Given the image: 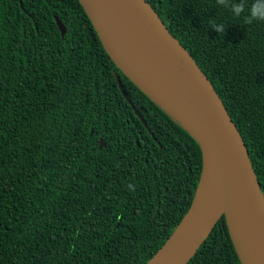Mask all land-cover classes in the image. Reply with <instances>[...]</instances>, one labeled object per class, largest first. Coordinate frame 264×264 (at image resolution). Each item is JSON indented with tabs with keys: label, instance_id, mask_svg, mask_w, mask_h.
Returning a JSON list of instances; mask_svg holds the SVG:
<instances>
[{
	"label": "trees",
	"instance_id": "trees-1",
	"mask_svg": "<svg viewBox=\"0 0 264 264\" xmlns=\"http://www.w3.org/2000/svg\"><path fill=\"white\" fill-rule=\"evenodd\" d=\"M146 1L211 82L264 195V22L217 0ZM201 171L197 142L116 68L78 0H0V264H146ZM187 264H240L223 216Z\"/></svg>",
	"mask_w": 264,
	"mask_h": 264
},
{
	"label": "water",
	"instance_id": "water-1",
	"mask_svg": "<svg viewBox=\"0 0 264 264\" xmlns=\"http://www.w3.org/2000/svg\"><path fill=\"white\" fill-rule=\"evenodd\" d=\"M78 2L116 68L185 129L202 152L191 205L146 264H179L175 249L214 194L220 195L222 209L180 264L190 261L221 216L240 264H264V195L244 141L211 82L146 0ZM54 19L63 36L66 28Z\"/></svg>",
	"mask_w": 264,
	"mask_h": 264
},
{
	"label": "bare ground",
	"instance_id": "bare-ground-1",
	"mask_svg": "<svg viewBox=\"0 0 264 264\" xmlns=\"http://www.w3.org/2000/svg\"><path fill=\"white\" fill-rule=\"evenodd\" d=\"M222 209L221 197L214 194L209 200L207 208L203 212L202 218L193 226L192 231L186 233L175 249L174 256L177 258L175 261L179 264L190 253L196 244L204 237L213 224Z\"/></svg>",
	"mask_w": 264,
	"mask_h": 264
},
{
	"label": "clouds",
	"instance_id": "clouds-1",
	"mask_svg": "<svg viewBox=\"0 0 264 264\" xmlns=\"http://www.w3.org/2000/svg\"><path fill=\"white\" fill-rule=\"evenodd\" d=\"M217 4L228 8L234 18L243 17L247 24H252L256 21L264 22V0H255L250 8H246L243 2L238 4L229 3V0H217ZM210 27L218 34L226 31L224 24H216L215 21H212Z\"/></svg>",
	"mask_w": 264,
	"mask_h": 264
}]
</instances>
